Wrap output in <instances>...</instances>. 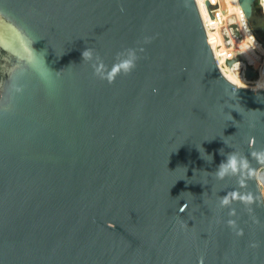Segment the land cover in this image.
<instances>
[{"label":"water","instance_id":"water-1","mask_svg":"<svg viewBox=\"0 0 264 264\" xmlns=\"http://www.w3.org/2000/svg\"><path fill=\"white\" fill-rule=\"evenodd\" d=\"M261 151L264 87L220 73L195 0H0V264H264Z\"/></svg>","mask_w":264,"mask_h":264},{"label":"built area","instance_id":"built-area-1","mask_svg":"<svg viewBox=\"0 0 264 264\" xmlns=\"http://www.w3.org/2000/svg\"><path fill=\"white\" fill-rule=\"evenodd\" d=\"M195 2L206 31L208 44L212 49L214 60L220 73L223 76L228 73L226 62L231 58L229 49L230 41L240 40L250 52L241 53L239 57L242 63H244V66L254 76H247L244 70L241 72V76L235 77L237 82L233 84L242 87L258 88L259 84L264 82V53L260 50V47L264 46L252 31L244 11H242L240 6H237L235 18L231 24L232 36H229L227 35L224 13L220 7L219 0H195ZM256 9L264 18V0H256ZM209 33L214 38L209 37ZM210 41H212L211 44ZM211 45L214 46L216 51H214ZM219 49H222V51H219ZM257 179L264 197V167L258 170Z\"/></svg>","mask_w":264,"mask_h":264},{"label":"clouds","instance_id":"clouds-1","mask_svg":"<svg viewBox=\"0 0 264 264\" xmlns=\"http://www.w3.org/2000/svg\"><path fill=\"white\" fill-rule=\"evenodd\" d=\"M127 57L123 59H119L118 62H115L112 64L110 68H108L103 61L100 59L99 56L96 57L98 63L93 65L94 68V75L99 76L101 79L106 80L108 83L114 82L115 78L119 74H129L135 67L136 62V55L132 50H128ZM122 54H118V57ZM92 50L86 48L82 52V60H91L92 59ZM107 68V73L105 75H100L102 70ZM221 155H224L223 151L220 150ZM251 155L256 158L258 162L264 163V151L261 152H252ZM231 171V173L235 174L238 171H246L249 170V161L248 159L239 156L236 153H229L226 155V162L222 161L218 165V170L216 171V175L219 178H223L225 173L228 171ZM233 198H237L235 194H233ZM239 199L243 200L245 203H252V198L250 196L248 197H239ZM222 204L227 205L229 203V198L227 195H225L221 201ZM230 225H234V221H229ZM238 235L240 233H237ZM200 264H202V258L200 261Z\"/></svg>","mask_w":264,"mask_h":264},{"label":"rangeland","instance_id":"rangeland-1","mask_svg":"<svg viewBox=\"0 0 264 264\" xmlns=\"http://www.w3.org/2000/svg\"><path fill=\"white\" fill-rule=\"evenodd\" d=\"M219 2H227V0H219ZM230 2L233 3V8L228 10V11H223V13H224V20L226 22L225 27L227 29V35L232 36L231 24L233 22L230 20L229 13L231 12V10L236 11L238 3L235 0H231ZM248 20H249V25H250L252 31L254 32L256 37L259 39V41L262 43V45L264 46V18H263V16L255 8L253 10L252 14L249 16ZM208 36L211 38H214L213 35H211L210 33ZM211 43H212V41H211ZM213 49H214V51H216L215 48H213ZM229 49H230L231 53H232V51L244 52V50L247 53L250 52V50L246 46H244V44L239 43L238 41H233V40H231L229 43ZM261 49L262 48H260V50ZM219 51H222V49H219ZM224 77L227 78L232 83L237 82L235 79V77H237V76H235L229 69H228V73L225 74ZM259 87H264V82L260 83Z\"/></svg>","mask_w":264,"mask_h":264},{"label":"bare ground","instance_id":"bare-ground-1","mask_svg":"<svg viewBox=\"0 0 264 264\" xmlns=\"http://www.w3.org/2000/svg\"><path fill=\"white\" fill-rule=\"evenodd\" d=\"M230 1L231 0H227V2H220V7L223 11H228V10L233 8V3H231ZM237 3H238V6H240L238 0H237ZM235 13H236V11H234V10H231V12L229 13V17H230V20L232 22L234 21ZM238 42L242 43L240 40ZM210 44H211V41H210ZM212 48H214V47L212 46ZM260 48H262L261 50L264 53V47H260ZM245 52H246L245 50H244V52L232 51L230 60H228L226 62L227 71L229 69L237 77L241 76L242 71H244V70L247 71V69H248L246 66H244V63H242V60L239 57V55H241V53H245ZM252 76H254V75H252ZM249 77H251V76H249Z\"/></svg>","mask_w":264,"mask_h":264}]
</instances>
